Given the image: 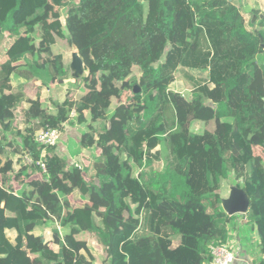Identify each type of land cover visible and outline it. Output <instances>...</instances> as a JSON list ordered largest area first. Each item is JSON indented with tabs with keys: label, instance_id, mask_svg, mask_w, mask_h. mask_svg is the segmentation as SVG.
Here are the masks:
<instances>
[{
	"label": "trees",
	"instance_id": "trees-1",
	"mask_svg": "<svg viewBox=\"0 0 264 264\" xmlns=\"http://www.w3.org/2000/svg\"><path fill=\"white\" fill-rule=\"evenodd\" d=\"M58 36L87 72L72 79L81 96L62 102L50 90L71 79ZM262 44L264 17L246 23L227 0H0V264H92L91 239L106 264H203L240 218L264 254ZM41 73L33 95L11 84ZM73 111L89 116L80 147L96 150L81 170L34 142L45 126L62 133ZM194 122L214 129L194 133ZM224 180L246 194L245 214L222 210Z\"/></svg>",
	"mask_w": 264,
	"mask_h": 264
},
{
	"label": "rangeland",
	"instance_id": "rangeland-1",
	"mask_svg": "<svg viewBox=\"0 0 264 264\" xmlns=\"http://www.w3.org/2000/svg\"><path fill=\"white\" fill-rule=\"evenodd\" d=\"M63 14V11H62ZM249 21V20H248ZM247 21V23H248ZM62 25V33L64 34V28H63V23H61ZM248 28V26H247ZM53 52L57 53V54H61L63 56L64 62L67 64H70L72 61V53H74L73 49L68 45V43L66 41L63 40V38L61 37H56V42L54 44V46L52 47ZM258 62H261L260 64H262L264 62V54H261L257 57ZM87 72L84 71V73L81 76L82 80L84 78V76H86ZM138 74L137 70L135 69L133 72V75L136 76ZM192 75H194L195 77H203L205 76L204 72L201 71H193L191 73ZM71 75V74H70ZM72 77V76H71ZM40 79V80H39ZM73 78L69 79L68 81H66L63 85H59L56 87L57 90V94L58 97L60 98L61 101H63V99H65L68 95H70L71 97L74 98H79L82 94V89H77L73 80ZM47 82L45 76L41 73L38 76V82ZM123 88L125 87V85H121ZM30 89H27L28 92H30ZM68 92V93H67ZM188 92H183V95L188 96ZM44 107H47V109H49V112H52L51 106L47 103H44ZM50 107V108H49ZM112 109H116L117 110V105H114L110 108V111ZM112 112H114V110H112ZM84 117V119H83ZM83 117H79V115H76L75 117L71 118L67 124L65 129L63 130V132L61 133V137L58 141V144L56 145V152L65 157L67 159L68 164L70 165L71 169L76 168L75 166H83L86 161L89 160V158L92 156V154L94 153V146L90 147V148H81L79 140H80V135L82 132H84L85 126L87 124V122L89 121V116L87 114H85ZM212 124L213 122H211L210 126H204L202 123L199 122H194L192 124L191 130L194 133H201L203 131V129H211L212 128ZM94 127L96 128V132L100 133L103 131V127H104V122H99V121H94ZM214 126V124H213ZM23 128V126H22ZM25 128V127H24ZM95 138H98V134L95 135ZM69 147V149H68ZM77 150H81L82 153L80 156H77L75 158L72 157L73 152H76ZM14 164H13V168L15 169V163L18 165L17 163V157L16 156H9ZM70 157V158H69ZM6 158L5 155L2 156V159L4 160ZM75 164V165H74ZM229 178H232V173H229ZM232 186L230 180H224L222 181L221 187L222 190L224 191V197L228 196V192H229V188ZM81 194L79 193V191H76L75 194V198H73V202L76 204L75 207L80 208L84 205H86L85 201H79L78 199L81 198L80 196ZM85 200V198H84ZM77 204L79 206H77ZM96 222H99V219L96 218ZM37 233L43 235L44 240L51 238V232L50 229H38L36 231ZM8 235L10 236V234L8 233ZM45 243H47L48 247H54L52 245V242L49 240L45 241ZM86 252H87V257H89L92 261V264H106V256L104 254V251L102 250V248L100 246H98L95 241L93 239H91L89 241V243L87 244L86 247Z\"/></svg>",
	"mask_w": 264,
	"mask_h": 264
},
{
	"label": "crops",
	"instance_id": "crops-1",
	"mask_svg": "<svg viewBox=\"0 0 264 264\" xmlns=\"http://www.w3.org/2000/svg\"><path fill=\"white\" fill-rule=\"evenodd\" d=\"M231 2L239 9V11H240L241 15L243 16L246 23L248 20H249L248 22H250V23H255L259 19H261L259 16H264V0H232ZM253 16H257V18H256V20H254L252 22ZM193 71H199V70H192L190 72L192 73ZM201 72L205 73V76H203L202 78H206L207 71H201ZM198 78H201V77H198ZM40 82H42V81H40ZM42 83H45V82H42ZM11 84L13 86L18 85V84H24L26 92L30 95H33L35 92V88L39 84V82H38V80H35L33 82L27 83L24 79L17 77L15 75H12L11 76ZM63 84H61V85H63ZM57 86H59V85H55L50 90H52L53 93H55L58 101L62 102L60 100V98L58 97V94H57V90H56ZM30 87H31L30 92H28L27 89H29ZM48 89L45 90V92L48 93ZM22 108L27 109L28 104L23 103ZM50 109H52V107ZM112 110H114V109H112ZM112 110L110 112H112ZM66 124L64 126V129L66 127ZM210 125H211V123H209L207 126H210ZM213 129H214V126L212 124V128L209 129V131H212ZM68 149H69V147H68ZM77 151L79 152L78 155L72 154L73 158L81 155L82 151L81 150H77ZM95 153H96V150L94 148V153L92 154V156ZM92 156L89 158V160L92 158ZM17 159H18V157H17ZM88 161H86V163L84 165H86ZM15 165H16L15 170H17L18 165L16 163H15ZM77 166L78 165H76L75 167H77ZM83 166H79V167H81V169H82ZM69 167H70V165H69ZM75 194H76V191L73 192V194L71 196V202L73 203L74 206H76V204L73 202V198H75ZM84 198H85V200H84ZM78 200L83 201V202L85 201V203L87 204V198L86 197L81 196V198ZM77 206H79V205L77 204ZM237 223H238V226L236 228H230L229 227L230 229H229L228 237H227V241L232 245L233 251H234L235 257H236L235 262L233 264H260L262 261H264V254H261L257 249L258 236L256 234L255 229L249 230V228H248L249 222L245 219L240 218L239 220H237ZM38 229H45V230L50 229V232H51L50 227L41 226V227L35 229L34 233L36 235H41V234L36 232ZM8 233L10 234V236L8 235ZM7 235L9 236V238L11 240H13L15 237V232L12 230H9V231H7ZM41 236L43 237V235H41ZM49 239L52 242V234H51V238H49ZM49 239L46 238V240H44V238H43L44 242L49 240ZM52 245L54 247H50V249H52L53 251L56 252L58 250V247L56 245H54L53 243H52Z\"/></svg>",
	"mask_w": 264,
	"mask_h": 264
},
{
	"label": "built area",
	"instance_id": "built-area-1",
	"mask_svg": "<svg viewBox=\"0 0 264 264\" xmlns=\"http://www.w3.org/2000/svg\"><path fill=\"white\" fill-rule=\"evenodd\" d=\"M75 112H71L69 120L75 117ZM61 137V132L57 129L50 128L48 126L39 129L34 136V142L38 146L53 147L58 144ZM25 161L31 162V158L26 154ZM43 171L45 169L44 164L41 161L36 163ZM81 170V167H76ZM210 259L203 264H233L235 262V253L232 245L226 240L224 243H211L208 247Z\"/></svg>",
	"mask_w": 264,
	"mask_h": 264
},
{
	"label": "water",
	"instance_id": "water-1",
	"mask_svg": "<svg viewBox=\"0 0 264 264\" xmlns=\"http://www.w3.org/2000/svg\"><path fill=\"white\" fill-rule=\"evenodd\" d=\"M231 2L232 0H227ZM263 18L264 16H259ZM257 16H253L252 22L256 20ZM261 47L264 49V45L262 44ZM71 76L75 79L78 83L80 82L81 76L84 73V68L82 61L77 54V52L72 53V61L69 64ZM139 88L134 87L133 92H138ZM221 208L222 210L228 215L233 216L236 214H245L248 210L249 201L244 193V191L240 188L235 186H231L229 188L228 196L226 198H222L221 200Z\"/></svg>",
	"mask_w": 264,
	"mask_h": 264
}]
</instances>
